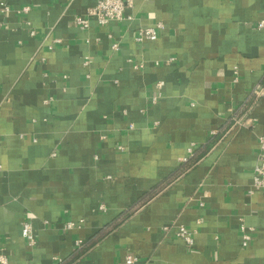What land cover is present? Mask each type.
<instances>
[{
    "label": "crops",
    "instance_id": "obj_1",
    "mask_svg": "<svg viewBox=\"0 0 264 264\" xmlns=\"http://www.w3.org/2000/svg\"><path fill=\"white\" fill-rule=\"evenodd\" d=\"M95 3L0 0V254L61 264L145 202L74 264H264V96L242 108L264 88V0H135L124 21L81 28ZM158 23L156 40H137Z\"/></svg>",
    "mask_w": 264,
    "mask_h": 264
},
{
    "label": "built area",
    "instance_id": "obj_2",
    "mask_svg": "<svg viewBox=\"0 0 264 264\" xmlns=\"http://www.w3.org/2000/svg\"><path fill=\"white\" fill-rule=\"evenodd\" d=\"M135 0H96L95 5L88 11L86 16H79L77 18L78 25L83 28L87 29L91 26V20L94 19L98 25L100 26H107L112 22H122L126 19V10L128 7L132 6ZM2 8L4 12H9L10 8L6 4H2ZM28 9V8H27ZM131 19V17H129ZM164 25L162 23H158L156 26L142 29L139 31L137 40L139 42L144 41H154L158 38L159 30H162ZM259 28H264V20L260 22ZM113 48L116 50L118 45H113ZM159 87L162 84H158ZM256 95L264 96V88L261 86H256L254 91ZM159 94L153 97L152 101L156 103L159 99ZM49 100L46 102L48 103ZM250 112V111H249ZM247 112L246 114H248ZM238 114L234 115L232 121H234L235 125H240L244 123L246 116H237ZM218 132L214 131L212 136L217 135ZM193 148H191L190 156L194 154ZM187 161V159H186ZM253 188L262 190L264 192V135L260 137V153H259V163L255 169L254 175V186ZM102 210L105 209L104 207L101 208ZM83 221L79 222H72L69 221L66 223L65 228L67 230H72L75 228H79L82 225ZM22 235L28 240L30 246L35 245L36 239L33 234L32 226L30 224H25L22 229ZM177 237L182 240L188 247L193 248L195 245V233L193 230H190L188 227L182 225L179 227L177 231ZM252 241V234L250 231L244 230V237H243V245L247 246ZM82 242H78V245H81ZM138 262L137 258L128 255L125 260V264H136ZM0 264H10L9 257L1 253L0 254Z\"/></svg>",
    "mask_w": 264,
    "mask_h": 264
},
{
    "label": "trees",
    "instance_id": "obj_3",
    "mask_svg": "<svg viewBox=\"0 0 264 264\" xmlns=\"http://www.w3.org/2000/svg\"><path fill=\"white\" fill-rule=\"evenodd\" d=\"M258 98L259 97L256 95L255 92H253V91L250 92L248 98L246 99V101L244 102V105L242 107L243 110L245 109V111L249 112L250 111L249 109L254 106V104H255L256 100H258ZM229 129H230L229 125L222 128L218 132V134L215 135L214 137H212V139L208 143L198 147L196 149V151L194 152L193 157L189 158L186 162H184L180 166V168H178L176 173H174V175H172L170 178H168V180H166V182H163L160 187H157L154 190V192L149 196L148 199H152L155 196H157L159 193H161L163 190H165L170 185H172L175 181H177V179H179L180 177H182L183 175L188 173L190 170H192L195 166H197V164L207 155V153L209 151H211L212 147L217 143V141L220 140L221 137H223V135ZM144 204H145V202L144 203L142 202L136 208H132L128 212H124V213L120 214V216L118 217V219L116 220V222L114 224H112V225L110 224L109 226H107V228L105 230L97 233L96 236L91 240V242L88 245H86L81 250H76L72 258H70L68 261H65L61 264H74V263H76L78 261V259H80L82 256H84L87 252H89L90 249H92L96 244H98L100 241H102L110 233H112L113 231L118 229L121 224H123L135 211L138 210L139 207L143 206Z\"/></svg>",
    "mask_w": 264,
    "mask_h": 264
}]
</instances>
